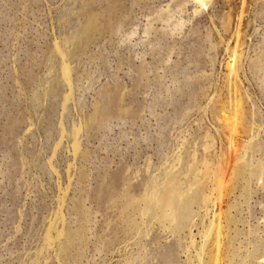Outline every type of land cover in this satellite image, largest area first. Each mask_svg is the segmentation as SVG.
I'll use <instances>...</instances> for the list:
<instances>
[{"label": "rangeland", "instance_id": "374dc122", "mask_svg": "<svg viewBox=\"0 0 264 264\" xmlns=\"http://www.w3.org/2000/svg\"><path fill=\"white\" fill-rule=\"evenodd\" d=\"M0 264H264V0H0Z\"/></svg>", "mask_w": 264, "mask_h": 264}, {"label": "bare ground", "instance_id": "6f19581e", "mask_svg": "<svg viewBox=\"0 0 264 264\" xmlns=\"http://www.w3.org/2000/svg\"><path fill=\"white\" fill-rule=\"evenodd\" d=\"M56 46V45H55ZM60 55H61V52H60ZM62 56V55H61ZM237 125V124H236ZM232 158V157H231ZM235 158V157H234Z\"/></svg>", "mask_w": 264, "mask_h": 264}]
</instances>
